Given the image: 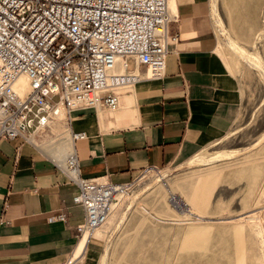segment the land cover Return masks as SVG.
<instances>
[{
  "label": "crops",
  "instance_id": "crops-1",
  "mask_svg": "<svg viewBox=\"0 0 264 264\" xmlns=\"http://www.w3.org/2000/svg\"><path fill=\"white\" fill-rule=\"evenodd\" d=\"M169 6L168 30L177 40L165 75L120 92L114 114L105 108L72 114V129L87 133L73 142L82 177L132 183L148 169L191 161L234 125L241 93L217 52L212 0H169ZM135 68L146 73L130 57L128 69ZM51 157L28 133L0 138V264H63L85 246L82 264H95L102 251L97 236L79 242L85 214L73 200L79 187Z\"/></svg>",
  "mask_w": 264,
  "mask_h": 264
},
{
  "label": "rangeland",
  "instance_id": "rangeland-1",
  "mask_svg": "<svg viewBox=\"0 0 264 264\" xmlns=\"http://www.w3.org/2000/svg\"><path fill=\"white\" fill-rule=\"evenodd\" d=\"M212 6L217 52L239 84V115L193 162L148 169L117 196L93 235L103 243L95 264H264V0ZM43 131L39 140L48 141L37 144L51 157Z\"/></svg>",
  "mask_w": 264,
  "mask_h": 264
},
{
  "label": "built area",
  "instance_id": "built-area-1",
  "mask_svg": "<svg viewBox=\"0 0 264 264\" xmlns=\"http://www.w3.org/2000/svg\"><path fill=\"white\" fill-rule=\"evenodd\" d=\"M171 19L169 0H0V138L28 133L34 141L41 126L53 145L67 136L86 138L72 129L75 111L116 110L122 88L165 75L177 40L168 30ZM130 57L146 73L128 69ZM22 75L30 84L26 96L14 88ZM56 120L63 130L53 131ZM53 161L79 187L73 200L85 213L80 242L107 223L118 193L131 183L82 177L75 152L64 164ZM56 218L67 221L66 214ZM86 249L76 248L63 264H82Z\"/></svg>",
  "mask_w": 264,
  "mask_h": 264
},
{
  "label": "bare ground",
  "instance_id": "bare-ground-1",
  "mask_svg": "<svg viewBox=\"0 0 264 264\" xmlns=\"http://www.w3.org/2000/svg\"><path fill=\"white\" fill-rule=\"evenodd\" d=\"M170 8V6H169ZM219 23L220 20H218ZM231 43V41H229ZM233 44V43H232ZM231 45V44H230ZM233 46V49L235 51H237L236 47L234 46V44L232 45ZM118 69L121 70V71H124V62L122 60L119 61L118 63ZM150 74V72H149ZM14 88L16 89V91H18L22 96H26L29 91H30V84H29V80H28V77L25 76V75H22L19 77V79L16 81L15 85H14ZM120 104V103H119ZM120 106V105H119ZM99 109V108H98ZM117 110V109H116ZM111 111H115V110H111ZM56 121H61V120H56ZM64 127H65V124H64ZM42 128V129H40ZM34 134H33V137L34 138V141L35 142H40L39 140V137L41 135V133H43V126H41ZM49 144V143H48ZM51 145H53V143H50ZM46 145V146H43L44 147H50V148H46V149H49L50 150V153L52 154L53 157H55L54 159L61 163V164H64L65 161L67 160V157L70 156L73 152H74V143L73 141L67 136L66 139L64 140H61L60 142H58L56 145H53L55 146L56 148H58V150L56 148H53L51 147V145ZM215 159V158H214ZM194 161V159L192 160V162ZM196 161V160H195ZM131 186V185H130ZM129 186V188H130ZM124 193L125 192H119L118 195L119 196H124ZM117 195V196H118ZM115 205H117L116 203H114L113 205V210L115 209ZM113 212V211H112ZM110 218V217H109ZM109 220V219H108ZM108 223V222H107ZM103 227V226H102ZM99 229L101 228H98L97 230L94 231L97 232ZM93 233V235H94ZM92 236H87L85 235L84 237H87L88 239L93 237ZM83 237V238H84Z\"/></svg>",
  "mask_w": 264,
  "mask_h": 264
}]
</instances>
